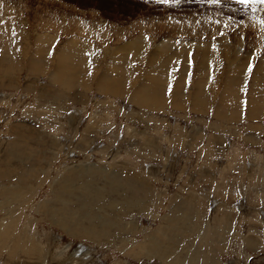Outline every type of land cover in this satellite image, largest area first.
<instances>
[{
  "label": "rangeland",
  "instance_id": "rangeland-1",
  "mask_svg": "<svg viewBox=\"0 0 264 264\" xmlns=\"http://www.w3.org/2000/svg\"><path fill=\"white\" fill-rule=\"evenodd\" d=\"M262 20L264 0H0V264H196L197 243L223 247L211 264H264V184L251 198L227 163L254 174L264 157ZM76 38L115 56L108 73L138 57L123 72L154 74L139 89L154 106L120 101L101 125L74 114L58 146L53 114L72 107L47 86Z\"/></svg>",
  "mask_w": 264,
  "mask_h": 264
},
{
  "label": "crops",
  "instance_id": "crops-1",
  "mask_svg": "<svg viewBox=\"0 0 264 264\" xmlns=\"http://www.w3.org/2000/svg\"><path fill=\"white\" fill-rule=\"evenodd\" d=\"M107 35H109V34H107ZM98 37L99 36L97 35V36H95L93 38L91 37V38L94 40L96 39V41L102 46V41H104L103 36H101V38L97 39ZM92 39H89V42ZM82 40H84V41H82ZM70 42L75 44V46H78V47H80V45H81V48H83L81 56L75 57V61L62 59L61 60L62 63H61V66L59 67L58 72H57V68H55V71L57 73L53 74V84L55 86H52L49 83V81H48L49 85L47 86V88L53 87L52 89L54 90V93H53L54 95L51 99L52 102H54L56 104L58 103V106H63L65 104V105H67L66 107H69V105H71L70 107H72V110L68 109L69 112L67 113V115L65 117H61V115H59L57 113V111H55L53 114L54 121H56V122H54V127L55 128L60 127V128L65 130L64 135L57 136L54 138V142L56 143V145H58V146L61 145V141L66 137V135L70 129V123L75 120V119L72 120L74 114H77V118H76L77 121H81L82 119L87 120V119L94 118V119L99 120V124L101 125V124H103L105 115L108 114V112H106V111H109V112L119 111V109L121 108L119 106L120 101L123 103L128 102V105L130 106L131 109H133V107L131 105H135V108H134L135 110H137L136 109L137 106H140V107L145 109L144 112H147L148 109H151L148 106H154V104L150 105L149 103H145L144 105L143 104L137 105L135 100H134L136 97L142 96L144 94V91L143 90L139 91V89L142 88V85L145 86L146 83H148V81H147V80H149L148 76H149V74L152 75V73H150L149 71L147 73H144V74H142V73H140V74L124 73L123 72V70L125 69L124 66H122V72L117 71L115 73H112L110 71L108 73L107 70H112L111 68H113L114 65H112V67H109L107 65L106 56H112V53H108L107 55H104L105 52H103V51H105V50H102V51L95 53L94 49H91L92 45L89 44V42L87 43V40H85V39H77L76 38V39H71ZM71 43H68V44H71ZM114 45H116V44H114ZM88 47H91V48H88ZM111 48H113V47H111ZM98 49H101V48H98ZM88 52H91V53H88ZM101 52L103 55L101 54ZM85 53H87L88 56H86ZM114 53H115V51H113V54ZM66 57H67V55H64L63 58H66ZM112 57H115V56H112ZM103 60H106V61H103ZM128 60H129L130 65L133 63V65H134V66L132 65L133 67L137 66V64L140 65V63H138L136 61V59L131 55L128 56ZM72 63H73V65L71 66ZM123 63L124 62L121 60V63L118 61L116 63V65L120 66V65H123ZM74 66L77 67V72H74V69H73ZM140 66H138V67H140ZM131 67H128V68L130 69ZM133 67H132V69H133ZM89 68L91 70H96L95 71L96 73L92 72ZM129 69H125V70L130 71L131 69L130 70ZM182 69L186 70V68H184V67H182ZM183 70H181V71H183ZM175 72H177V71H172V74H174ZM57 74H59L61 76V78H60L61 82L55 84V79H56ZM92 75H94L95 77L93 78ZM161 75H162V80L167 81L169 83V85L171 84L170 87H172V84L175 81L173 79V76L171 74H169L168 78H166L165 77L166 75H164V74H161ZM152 76H154V74ZM137 77H138V79H137ZM217 83L219 84L218 81H217ZM109 84H110V86H109ZM112 84H114V86L111 87ZM211 84L212 83L210 82V85ZM114 88H116V91H117L116 93L109 91V90L112 91V89H114ZM213 88L215 89L216 86H214ZM47 91L51 92L49 90H47ZM48 92H47V96L50 97L51 95L49 96ZM170 94H171V91H168L166 97L169 98L171 96ZM93 95H95V96L93 97ZM40 96L41 95H39V98H40ZM131 97H133V98H131ZM42 98H43V96H42ZM86 99H87V101H86ZM111 101H115V103L117 102L115 108H113L109 105H106V103H110ZM253 101H254V99L251 100V102H253ZM91 102L93 103V105L91 104ZM89 104H90V106L92 105V107L95 109H91L89 107ZM168 104H170V103H168ZM72 105H75V106H72ZM145 107H147V108H145ZM134 109H133V111H134ZM166 111L171 113V114L175 113L172 110H166ZM151 114L157 115L160 113L154 112ZM98 115H99V117H97ZM93 116H95V117H93ZM169 116H171V115H168L166 117H169ZM172 117H173V115H172ZM63 119H65L67 122H69V124H66V123L64 124L65 121ZM173 119H175V118H173ZM184 123H186V122L184 121ZM142 125H145V124L142 123ZM160 138H162V137H159L158 143L160 142ZM228 158H229V161L227 163L232 164L228 168V171H230L231 169H236V168L241 170V178H243V177L248 178L249 183L247 185V188L250 189V191L253 193L251 198L258 197L261 194L260 189H261V187H263L264 183L258 182L255 179L257 177L260 180H264V157L256 159L252 163L251 168L254 170V174H249V165L248 164H247V171L246 172L244 171L245 168L243 166L244 164L242 163L243 161L241 160V157L236 156V158H234L233 156L230 155ZM240 162H241V165L238 166V164ZM223 165H225V164H221L219 166H216L214 164L213 171H215V170L217 171L216 173H218L219 179H222V181L229 182L228 186H224V189L230 188L228 191L231 192L232 188H236L235 187L236 181H238V180H237V178H234L233 180H232V178L226 179V180H225V178H222L223 174H225L222 172ZM246 174H248L249 176L246 177ZM185 202L187 203V206L194 208V207L199 206L201 200L195 199V198H190V201L185 200ZM194 202H196V203H194ZM220 204H221V202L219 203V205ZM200 207L202 208V205ZM256 246H257V244H254L252 246V248H255ZM195 247H196V249H195ZM222 248L223 247L221 245H216L215 243H210L209 245H201V244L197 243V246L196 245L191 246L189 249V250H191V249L195 250L194 253H191L192 263H196V264L215 263L217 261L216 257L218 256L216 254V252L219 251V254H222ZM189 254H190V252L187 253L186 256H189ZM196 255H197V257L194 258V256H196Z\"/></svg>",
  "mask_w": 264,
  "mask_h": 264
},
{
  "label": "snow or ice",
  "instance_id": "snow-or-ice-1",
  "mask_svg": "<svg viewBox=\"0 0 264 264\" xmlns=\"http://www.w3.org/2000/svg\"><path fill=\"white\" fill-rule=\"evenodd\" d=\"M157 3H172L173 0H156ZM177 2H179V0H177ZM211 3L213 4H219L220 0H210ZM239 3L241 4H247L249 3V0H238ZM261 24L264 25V20L261 21ZM228 25H225V27H227ZM222 35V33H221Z\"/></svg>",
  "mask_w": 264,
  "mask_h": 264
},
{
  "label": "bare ground",
  "instance_id": "bare-ground-1",
  "mask_svg": "<svg viewBox=\"0 0 264 264\" xmlns=\"http://www.w3.org/2000/svg\"><path fill=\"white\" fill-rule=\"evenodd\" d=\"M201 49V48H200ZM207 51V50H206ZM205 54V53H204ZM135 55V54H134ZM186 56H190V55H186ZM208 56H213V53L211 52V54L210 55H208ZM135 58H138V57H135ZM217 58V60L219 59L218 57H216ZM186 60V57H183L182 58V60ZM137 60V59H136ZM219 60H221V59H219ZM138 61V60H137ZM190 62V61H189ZM219 62V61H218ZM154 72V71H153ZM206 74V73H205ZM218 74H219V72H218ZM214 86V85H213ZM200 94V93H199ZM137 103H138V105H140V104H142V101H143V97L142 96H139L138 98H137ZM158 101H156L155 103H157ZM1 173V172H0ZM1 175V174H0ZM128 206H129V204H128ZM12 219H13V217H11ZM10 218V219H11ZM15 220V219H14ZM17 220V219H16ZM15 222H13V224H14ZM30 223V222H29ZM12 224V225H13ZM31 224H32V222H31ZM12 229V228H11ZM18 250V249H17ZM20 251V250H19ZM25 253H27V254H30V250H25Z\"/></svg>",
  "mask_w": 264,
  "mask_h": 264
}]
</instances>
